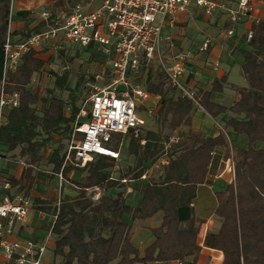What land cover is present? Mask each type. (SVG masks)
<instances>
[{"label":"trees","instance_id":"trees-1","mask_svg":"<svg viewBox=\"0 0 264 264\" xmlns=\"http://www.w3.org/2000/svg\"><path fill=\"white\" fill-rule=\"evenodd\" d=\"M10 5L11 0H0V81L4 59L2 45L6 36L15 39L14 35L18 34L21 38L17 39H23L55 24L49 15L32 25L26 22L22 30L9 32ZM233 24L235 22H228L226 28ZM250 30L246 47L236 49L242 56L239 67L245 86L229 85L236 97L227 106L213 102L211 92H202L198 99L211 116L226 114L223 121L229 129L227 136L221 133L207 137L192 128V101L182 95L168 96L173 90L164 79L154 86L155 93L163 100L157 119L159 126L168 128L171 134L163 136L161 129L142 131L141 128L121 134L127 136L124 155L132 157V162L117 176L112 170L116 159L101 154L93 155L82 167L71 164L63 167V177L73 179L78 191L73 197L64 196L59 206H55L52 251L54 257L62 259L61 264H148L172 260L198 264L201 250L198 233L203 220L193 213L180 220L177 209L191 206L197 186L208 177L213 153L219 146L224 148L220 168L230 159L233 179L215 194L214 213L221 221L216 232L205 234L202 246L220 250L221 264H264V19L253 22ZM246 36H243L244 41ZM63 47L60 54L68 49L65 44ZM77 49L80 50L77 47L76 52ZM36 52L31 49L24 53L19 65L5 74V90L18 92L19 103L6 111V121L0 128L1 145L6 146L7 151L18 150L19 157H27L32 163L41 159L39 150L48 142L50 133L66 131L67 139L70 138V125L80 110L77 99L83 92V88L77 94L72 91L67 71L54 73V85L69 91L68 102L42 96L36 88L29 87L33 75L43 65ZM92 80L90 77L86 82L90 84ZM225 81V76L214 79L212 91H222ZM89 92L90 88L84 90L83 101ZM38 102L43 104L40 110L36 107ZM65 106L69 107L68 114L64 112ZM180 125H186L188 131L164 152L165 162L160 164L159 172L146 177L147 164L157 161L164 143ZM231 133L245 135V146H234ZM112 147L120 151L122 146L113 144ZM64 156L62 145L51 151L47 162L53 172H59ZM78 175L83 176L82 181L77 180ZM3 180L13 186L19 183L10 175ZM125 183L135 184L139 199L134 205L127 202V195L121 190ZM89 188L102 190L97 200L87 193ZM113 188L120 190L108 194L107 190ZM54 201L37 199L34 203H45L42 209L46 211ZM156 214L160 215V223L150 229L152 241L140 251L131 242L132 223Z\"/></svg>","mask_w":264,"mask_h":264},{"label":"built area","instance_id":"built-area-1","mask_svg":"<svg viewBox=\"0 0 264 264\" xmlns=\"http://www.w3.org/2000/svg\"><path fill=\"white\" fill-rule=\"evenodd\" d=\"M191 5L201 8L206 15H211L223 6L216 0H99L93 9H86L82 2H75L60 22L49 25L46 30L17 40L7 35L2 45L4 59L0 81V128L6 121V111L19 103L18 92L9 93L5 90L6 72L19 65L24 53L31 49H42L43 42L59 35L64 44L76 45L80 50L89 49L90 53L100 55L106 72L104 76L99 73L90 76L93 79L89 86L90 92L71 124L64 160L55 175L64 182V166L71 164L82 167L95 154L118 159L119 151L111 145L113 134L123 135L130 130H138L143 124L138 108L150 97L148 90L135 81L138 72L148 71L154 64L173 88L197 102L181 79L188 56L183 52L166 55L161 48L162 28L167 24L172 25L178 15ZM249 10V0H237L235 9H227L233 22ZM43 14L48 15L45 11ZM251 33L250 29L246 32V40H249ZM105 77L106 82L99 84ZM3 158L4 154L0 150V164ZM228 161L229 169L233 172L232 162L230 159ZM10 188V182H0V190ZM59 203L60 199L57 200V207ZM28 205V200L20 195H5L0 202V218L6 219L8 227L16 220L24 221ZM3 232L4 225L0 222V235ZM45 247L46 243L38 245L31 241L24 244L5 240L0 242L6 258L11 259L17 253V264H42L41 256ZM178 264L183 262L178 261Z\"/></svg>","mask_w":264,"mask_h":264},{"label":"crops","instance_id":"crops-1","mask_svg":"<svg viewBox=\"0 0 264 264\" xmlns=\"http://www.w3.org/2000/svg\"><path fill=\"white\" fill-rule=\"evenodd\" d=\"M87 1L84 4L86 9H93L99 3V0ZM216 1L220 2L223 6L217 8L211 15H206L201 8L191 5L187 10L178 15L172 25L167 24L164 26L161 32V48L165 51L166 55L183 52L188 56L181 79L185 88L194 94L197 101L193 102L190 99L193 104L191 126L194 129L200 130L207 137H217L221 133L227 136L229 129L224 126L223 120L226 114L221 113L216 117L211 116L198 103L199 96L202 92H211V100L225 106L229 105L235 99V91L230 99L222 96L223 90L220 92L212 91V81L225 76L226 81L223 89L230 88L228 81L229 70L225 69V67H230L232 62H238L240 66L242 56L236 49L246 47L247 40L244 41L243 36L250 29L251 24L259 19H264V0H249V12L244 16H240L235 22V25L233 24L230 28H226L228 22H233L230 19L227 9H235L237 0ZM50 2L51 0H14L11 19L12 15H15V23L17 22L18 24L15 28L20 29L23 26L22 22L16 21L19 19V15H24L30 9L42 8ZM228 31H232V33L229 34ZM204 44H206V47H204ZM238 54L239 57L237 56ZM156 69L159 70L153 64L152 69L140 71L136 74L137 80L143 81L144 78L145 82H147L143 87L148 90L150 97L138 108V110L142 109L147 113L154 102L156 103L158 101V106L154 108V111L157 113L163 101L162 97L155 93L154 86L158 81L164 80L165 78L161 72L154 73ZM157 73L159 74L158 76ZM144 83L142 84L144 85ZM167 95H172L174 98L178 95L185 96L180 90L175 88ZM64 112L66 114L69 113L68 106L64 107ZM140 118L143 120L141 116ZM177 130L179 135L171 138V143L173 141L179 142L188 131V127L186 125H180ZM230 137L234 146H245L246 137L243 135L231 133ZM0 150L4 154V158L0 164V182L7 181L3 180V177L7 175L12 176L19 182L15 186L11 185L9 190H0V202L5 195L10 197L20 195L29 202L28 212L24 221L16 220L8 227L6 219L0 218V222L4 225V232L0 235V242L2 240L7 242L17 241L24 244L27 241H31L38 245L46 243L45 250L41 256L42 264H61L62 259L54 257L53 255L52 250L55 236L50 231V228L55 220L57 200H61L64 196H75L77 194V191L74 190L75 186L73 185L74 187L72 189L70 186L72 184L68 183L67 179L64 182L58 179L55 172L52 171V165L47 162L48 156L46 155V164L49 170H43L44 167L42 168L40 165L44 159L43 156L38 161L39 163L37 162L38 164L26 163L23 161V157L18 156L16 150L7 151L6 146L2 147V145ZM223 152L224 148L222 146L215 148L208 177L205 183L197 186L196 196L191 206L183 205L177 209V215L180 220L189 218L192 213L196 218L203 220L198 233V243L201 245V250L197 258L198 264H221L223 260V254L220 250L202 246L205 234L207 232H216L220 225L221 220L214 213L216 207L215 194L217 191L224 189L225 185L233 179V172L229 169L230 161L227 162L226 160L224 167L220 168L223 160ZM8 154L14 156L8 158ZM45 171L50 173V175H45ZM119 190L120 188H117L116 191ZM121 190H123L125 196L127 195V202L129 198L136 199V201H133V204L131 201V205H134L139 199L138 193L132 190L129 185H126ZM37 199H54L55 201L50 205V209L44 211L42 208H45L46 204L34 203V200ZM159 223V214L147 219L135 220L132 223V244L142 251L152 241L150 229ZM16 257L17 253L11 259L6 258L0 248V264H17ZM148 264H178V260L169 262L156 261L149 262Z\"/></svg>","mask_w":264,"mask_h":264},{"label":"rangeland","instance_id":"rangeland-1","mask_svg":"<svg viewBox=\"0 0 264 264\" xmlns=\"http://www.w3.org/2000/svg\"><path fill=\"white\" fill-rule=\"evenodd\" d=\"M75 2H82L83 4H85L88 1L87 0H51L49 4H46L42 8L30 9L26 11L24 15H19L18 17L19 19L16 20L18 22H22L23 24V26H21L20 29L15 28L16 25L18 24L17 22L15 23V17H14L15 15H12V19L10 20L9 25H8V31L13 32L14 30L16 31L22 30L26 22H28L29 25H32L46 18L48 15H51V18L54 20L55 23L60 22L63 19V17L68 13L72 4H74ZM13 4H14V0H11V5H10L11 11L10 12L13 11ZM44 11L48 13L47 16L43 14ZM46 29H48V27H45L42 30H46ZM14 38L17 39L21 37L20 35L16 34L14 35ZM43 43H44L43 48L37 50L36 52L37 57L43 60V65L40 68V70L33 75L31 83L29 84V87L36 88L39 94L42 96H50L51 98H55L64 103L68 102L70 101V98L68 96L69 91L57 89L54 85V80H55L54 73L61 74L67 71L68 72V83L72 91H74L77 94V93H80V89L83 88V92L80 94L79 98L77 99L79 104L82 105L84 102L82 99L85 96L84 90H86L87 88H90L89 87L90 84L87 83L86 81H88L90 79V76L94 75L95 73H99L101 76H104L106 72L105 64L101 56L90 53V51H87V50L84 51L83 49L79 51L77 49V52H76L77 47L69 43L65 44L66 48L68 49L63 50L64 51L63 54H60L59 50L60 48H64L63 47L64 43L63 41L60 40L59 35H56L55 37H52ZM239 54L237 55L238 57H239ZM225 69L229 70V76H228L229 80L228 81L230 85L239 86V87L245 86L246 83H245L243 76L241 75L238 62H232V65L230 67H225ZM156 72L160 73V70L156 69L154 73ZM158 75L159 74L157 73V76ZM106 79L107 78L105 77L104 79L100 80L98 83L102 85L106 82ZM135 81L141 86H145V84L147 83L145 82L144 78H143V81L137 80V79ZM142 83H144V85ZM77 84H78V87H76ZM167 84L170 85L168 81H167ZM233 94H234V90L231 87L224 88L222 91V96H224L226 99H230ZM154 104L152 105L148 113L146 111H143L142 109L138 110V112H140L139 113L140 116L144 120V124L142 125L141 130L142 131H146V130L157 131L161 129V133L163 136L167 134H171L168 128L163 127V126L161 128L159 126L158 119H157V113L156 111H154V108L158 106V101H156V103L154 102ZM42 106L43 104H41L40 102L36 104V107L38 110H40ZM85 109H87V105H85ZM153 112L154 114H152ZM177 135H179L178 130L172 133L170 140L171 138ZM243 136L245 137V135ZM170 140L164 143L163 153L160 155L157 161L151 164H147L148 168L145 173L146 177H148L149 175L157 174L159 172L160 164L161 163L163 164L165 162L164 152H166L169 149V146H173L177 144V142L175 141L171 143ZM112 141L113 142L111 145L115 144L118 146L120 145L122 146L120 147L119 157L118 159L114 161V165L112 169L113 175L117 176L120 170H125L126 167L129 164H131L132 157L124 155L125 154L124 147L127 142V136L125 135L122 136L121 134H113ZM66 144L67 145L69 144L66 131L52 132L49 134L48 142L39 150L40 156H43L44 158L42 160V163L40 164L42 168L44 167L43 170H49L48 169L49 167L46 164L45 155L49 157L51 151L54 148H56L58 145H62L63 151H64L66 149ZM16 152H18V150H16ZM13 156L14 155L8 154V158L9 157L12 158ZM23 161L26 163H32L27 157H24ZM34 163H37V162H34ZM44 174L47 176L50 175V173L46 171ZM78 176L79 177H77V180L79 179V181H82L83 176L82 175H78ZM67 181L68 183L72 184L70 185L72 189L75 186L74 190L78 191V188L73 183L74 182L73 179L69 177ZM125 184L129 185L132 188V190H134V187H133L135 185L134 183H132L131 185L130 183H125ZM116 190L117 188L109 189L107 190V193L112 195L116 192ZM100 192L102 193V190L99 188L98 189L89 188L87 190V193L91 196L93 200H97L96 195L99 197L101 195ZM131 201L133 204V201H136V199L129 198L128 203L131 204Z\"/></svg>","mask_w":264,"mask_h":264}]
</instances>
